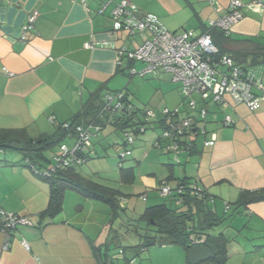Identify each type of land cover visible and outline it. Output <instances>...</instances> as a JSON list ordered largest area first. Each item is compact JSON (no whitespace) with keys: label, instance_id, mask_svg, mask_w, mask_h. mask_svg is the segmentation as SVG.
<instances>
[{"label":"crops","instance_id":"0c3cea01","mask_svg":"<svg viewBox=\"0 0 264 264\" xmlns=\"http://www.w3.org/2000/svg\"><path fill=\"white\" fill-rule=\"evenodd\" d=\"M83 1L0 0V130L23 131L32 140L55 138L60 128L71 123L84 108L91 105L93 110L105 94L122 91L125 76L130 77V73L128 61L118 65V51L139 48L148 35L114 32L111 11L122 0H111L103 15L98 12L107 0H86L87 6ZM128 1L143 13L157 16L173 33H204L209 20L222 17L229 10V0ZM241 1L245 4L243 20L230 36L217 35L214 41L222 53L231 55L239 66L264 83L263 73L252 68L264 67V63L249 57L246 61L238 59L259 45L264 49V7L253 6L252 0ZM34 11L39 12L34 30L22 42V28ZM132 67L143 68L138 63ZM192 99L199 108L203 107L199 96ZM207 108L206 134L195 137L192 150L178 156L180 163L175 162L174 154L158 150L147 154L143 165L150 169L149 176L160 174L159 184L164 180L175 189L185 180L192 188L204 190L212 210L224 218L213 234L223 233L229 240L227 264H238L237 259L239 264H264V202L235 205L242 193L264 189V99L256 112L236 104L229 96L225 105L210 103ZM176 110L181 117L190 115L183 103ZM226 115L232 117L231 126L223 124ZM159 131L155 129L154 134L158 136ZM103 132L110 137L122 130L106 123L101 132H94L91 157L98 155V145L107 150L101 142L105 139H101ZM213 139L215 146H204L205 141ZM62 144L72 147L74 139L67 136L49 146L36 167L51 168ZM113 145L122 147L124 141L120 138ZM133 150L131 157L136 165L120 168L123 185L136 182V166H140L145 155L143 149H136L135 154ZM24 157L22 152L9 149L0 154V212L28 217L34 227L13 231L7 250L5 235L0 231V264H115L111 206L68 189L61 211L53 216L43 215L49 205L51 186L43 176L35 174ZM157 162L163 167L159 171L153 166ZM101 186L117 193L122 209V200L128 201L123 193ZM143 194L147 196V192ZM226 204L231 205L228 211ZM1 224L0 215V227ZM23 240L29 250L22 246ZM186 253L188 261L197 264L206 260L212 249L198 245ZM118 254L125 255V251Z\"/></svg>","mask_w":264,"mask_h":264},{"label":"built area","instance_id":"2783aa9c","mask_svg":"<svg viewBox=\"0 0 264 264\" xmlns=\"http://www.w3.org/2000/svg\"><path fill=\"white\" fill-rule=\"evenodd\" d=\"M83 2L84 6H87L86 0ZM110 3L111 0H107L98 14L103 15ZM251 4L262 8L264 0H252ZM244 8L245 4L241 0H229L228 13L217 19L209 20L204 33L189 30L173 33L160 23L157 16L143 13L128 0L116 3L111 11L114 32L125 31L134 36L136 34L148 35V39L139 48L132 51L120 49L118 65L123 66L124 61L142 63L143 68L141 69L135 67L129 69L131 76L148 77L157 75L159 71L168 73L172 81L180 85L181 94L184 97L183 104L188 106L190 115L181 117L178 110L165 109L161 117H158L154 111L148 110L145 113L146 120L141 122L134 115V108L126 93L117 91L105 94L103 108L99 114L102 123L99 121L82 123L72 129L70 124H64L62 127L67 130L71 129L68 137L74 139L73 146L62 144L53 158L52 167L41 170L34 166L32 170L35 174L50 178L59 170L86 164L93 154L91 147L94 132L96 134L101 132L103 124L106 123L137 124L122 130L124 147H129L135 144V137L146 134V124L153 121L152 123L156 124L160 130L153 142V147L174 154L175 162L180 163L178 156L185 151L192 150L195 137L206 134L204 126L208 104L225 105L226 97L229 96L236 104H243L252 112L258 111L264 99L263 81L239 66L231 55L220 54L211 34L212 31H218L226 37L230 36L234 27L243 20ZM38 17V11H34L28 17L22 28L20 38L22 42H26L27 33L34 30ZM86 46L91 48L89 44ZM194 95L201 98L204 103L203 107H198V103L192 99ZM223 124L231 126L232 117L226 115ZM203 144L205 147H213L215 140H207ZM3 153L4 150L0 149V154ZM131 154L132 150L126 149L120 159L125 160ZM161 185L159 192L162 197L180 196L184 194L186 188L178 185L173 189L166 181H163ZM193 192L198 198L203 199L207 196L203 189L194 187ZM142 199L146 201L147 196H143ZM181 202L179 200V203ZM229 209V204H226V211ZM0 215L2 217L0 231L5 235V250L9 248L13 231L19 227H34L28 217L7 211H1ZM22 246L26 250L30 249L25 240L22 241Z\"/></svg>","mask_w":264,"mask_h":264},{"label":"trees","instance_id":"16d2710c","mask_svg":"<svg viewBox=\"0 0 264 264\" xmlns=\"http://www.w3.org/2000/svg\"><path fill=\"white\" fill-rule=\"evenodd\" d=\"M211 34L213 40L217 35H219V38H226L223 33L218 31H212ZM260 46L261 45L257 46L256 49L251 50L247 54L242 53L243 55L238 59L246 61L249 57L257 62L260 61L264 63V49ZM219 53L224 54L220 50ZM132 64L134 63L128 62L129 69L132 67ZM132 107L135 111L134 115L139 119L137 109L133 104ZM102 108L103 98H101L100 104L95 106L93 110L91 109V105L84 108L83 111L69 123L71 129L82 123L88 124L94 121L102 123L99 119ZM139 121L141 120L139 119ZM113 124L121 130L137 125L136 123L129 124V122H114ZM71 129L67 130L61 127L59 134L55 138L41 137L36 140L27 138L23 131L0 130V149L20 151L25 156L24 159L27 161L28 166L31 168L34 166L36 167L37 163H39V159L44 157L43 151L49 146H54L59 143L62 138L67 137ZM155 129L158 130L159 127H155ZM76 168L77 167L62 169L57 171L50 178L44 177L46 181L50 183L51 190L49 205L43 215L47 214L53 216L59 213L63 205L64 192L70 189L78 192L87 199L102 201L109 204L113 211L112 221H114L120 215L121 210L125 211L120 208L117 193L83 178L77 173ZM180 185L186 187L185 192L180 196L171 197L170 204L172 206H168L164 203L148 207L139 217L138 220L146 224L142 235L144 238V241L142 240L144 248L154 246L163 241L165 243L180 246L185 252H188L198 245L209 246L212 249V254L206 260L197 264H227L229 258V240L223 233L213 234L214 229L223 223L224 218L218 217L212 210L211 206L206 201L207 196L203 199L198 198L193 192V188L189 186L185 180L181 181L179 183V186ZM179 200L182 202L179 203ZM258 202H264V189L257 192L242 193L235 205H250ZM131 262L132 261H128L126 264H130ZM102 264L107 263L103 261ZM186 264L193 263L187 260Z\"/></svg>","mask_w":264,"mask_h":264},{"label":"rangeland","instance_id":"374dc122","mask_svg":"<svg viewBox=\"0 0 264 264\" xmlns=\"http://www.w3.org/2000/svg\"><path fill=\"white\" fill-rule=\"evenodd\" d=\"M138 64L143 66L140 62ZM254 67L256 70H260L264 77V67L253 65L252 68ZM125 78V84L120 90L128 94V98H130L129 100L137 109V114L141 121L146 120L145 113L148 110L161 115L166 108L174 111L180 103H183L184 97L181 94L180 85L174 83L168 73L159 71L157 75H150L148 77L135 75L130 77L125 76ZM152 122L150 121V124H146V134L135 137V144L129 147L114 146L113 144L118 142V139L121 138L124 141L123 133L118 132V134L107 137L106 132H110V130H107L108 128L105 129L106 132H103L101 137V139H105L101 142L107 150H103V146L98 145V155L92 156V159L86 164L76 168L85 178L110 188L119 189L123 193V197L128 199V201L122 200L121 207L122 209H126L125 211L121 210L119 217L113 221L114 238L112 239V255L114 257L113 263L115 264H126L132 259L135 260L130 264H186L188 260L189 255L183 248L177 245L167 244L163 241L154 246L145 248L143 246L142 240L144 241V238L142 235L146 224L139 221V217L148 207L163 203L170 205L171 203V197H162L159 192L162 186L159 184L161 180L160 174L157 177L149 176L150 169L143 165L146 164L147 159L144 157L147 154L159 152L152 147V142L157 138V135L154 134L157 125ZM135 147L138 150L143 149V155H145L140 166H136V182L133 185H123L119 175L120 168H128L131 167L129 165L133 164L132 166H134L136 163L133 159L134 156H130L125 160H121L120 156L126 149L133 150ZM136 149L133 150L134 154ZM56 150H58V147ZM153 166L158 171L163 168L161 162H157ZM141 173L145 174L143 178L141 177ZM144 183L145 185H143ZM145 192H147V201L142 199L143 196H146L143 194ZM98 210L100 211L101 209L99 208ZM99 211L97 215L101 217L102 215ZM120 250H125V255L118 254ZM237 262L238 264L240 263L239 259H237Z\"/></svg>","mask_w":264,"mask_h":264}]
</instances>
